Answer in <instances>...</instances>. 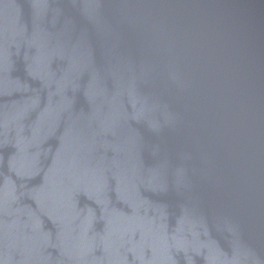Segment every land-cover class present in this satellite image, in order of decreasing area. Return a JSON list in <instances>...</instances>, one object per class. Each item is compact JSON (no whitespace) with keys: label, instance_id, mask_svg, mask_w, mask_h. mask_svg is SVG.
Segmentation results:
<instances>
[{"label":"water","instance_id":"obj_1","mask_svg":"<svg viewBox=\"0 0 264 264\" xmlns=\"http://www.w3.org/2000/svg\"><path fill=\"white\" fill-rule=\"evenodd\" d=\"M0 264H264V0H0Z\"/></svg>","mask_w":264,"mask_h":264}]
</instances>
